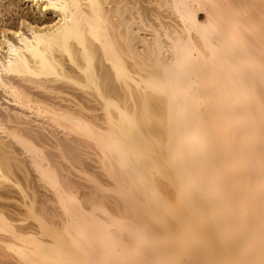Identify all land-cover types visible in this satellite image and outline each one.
<instances>
[{"label":"bare ground","instance_id":"obj_1","mask_svg":"<svg viewBox=\"0 0 264 264\" xmlns=\"http://www.w3.org/2000/svg\"><path fill=\"white\" fill-rule=\"evenodd\" d=\"M27 1L0 0V264H264V0Z\"/></svg>","mask_w":264,"mask_h":264},{"label":"rangeland","instance_id":"obj_2","mask_svg":"<svg viewBox=\"0 0 264 264\" xmlns=\"http://www.w3.org/2000/svg\"><path fill=\"white\" fill-rule=\"evenodd\" d=\"M8 1V2H7ZM12 1V3H13V1H14V3H13V9L14 10H16L17 9V13H26V14H28V15H31V16H36V17H38L40 14L38 13V11L36 10V8H35V6H32V4L30 3V2H28L27 0H3V3H5V2H7V3H9V2H11ZM1 3V2H0ZM16 6H15V5ZM35 8V9H34ZM19 11V12H18ZM13 14H15V12L13 13ZM13 14L11 15V13H9V14H7L6 16H4L5 18H9V20L8 21H13V22H18L19 20L16 18L17 17V15H14L13 16ZM9 16H13L12 18L11 17H9ZM47 16H49V14L47 15ZM14 19H16L15 21H14ZM0 24H1V21H0ZM91 156H93V155H91Z\"/></svg>","mask_w":264,"mask_h":264}]
</instances>
